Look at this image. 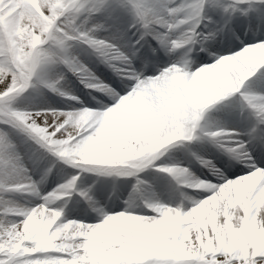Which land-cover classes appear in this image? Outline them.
<instances>
[{
  "label": "bare ground",
  "instance_id": "1",
  "mask_svg": "<svg viewBox=\"0 0 264 264\" xmlns=\"http://www.w3.org/2000/svg\"><path fill=\"white\" fill-rule=\"evenodd\" d=\"M65 1L0 0V110L10 117L0 119V238L6 239L0 264H15L18 250L24 259L47 260L33 264L150 256L264 264V14L254 29L249 23L240 43L225 32L204 56L191 53L201 36L211 38L208 16L225 14L239 26L240 12H264V0H123L134 8L126 14L134 25L122 31L129 38L145 34L130 46L139 52L157 40L164 48L150 65L126 52L130 46L113 36L120 32L100 25L85 33L79 26L71 38L59 29L67 14L87 12L90 0ZM56 33L66 41L54 42ZM119 52L130 59H119ZM83 64L113 76L89 77ZM55 67L80 86L81 100L63 92ZM92 92L112 103L91 98ZM76 104L98 109L65 111ZM253 120L260 122L259 135L249 128ZM220 149L231 169L217 157ZM193 155L206 169L196 168ZM41 158L56 168L33 180ZM183 163L190 172L177 166ZM129 178L137 181L132 191ZM143 180L154 188L142 187ZM54 182L59 185L51 189ZM86 182L92 183L83 193L87 201L79 200Z\"/></svg>",
  "mask_w": 264,
  "mask_h": 264
},
{
  "label": "rangeland",
  "instance_id": "2",
  "mask_svg": "<svg viewBox=\"0 0 264 264\" xmlns=\"http://www.w3.org/2000/svg\"><path fill=\"white\" fill-rule=\"evenodd\" d=\"M73 1L74 0H66L65 2L73 5L74 4ZM105 3L106 2L103 1V0H90L89 3H88V6L86 8L87 12L80 13V10H75L76 12H72V13L67 14L65 17H63L60 20L58 28L59 29H63L66 32V34L72 36L71 38H77V36H76L77 27L80 26L79 28L82 29V31H84L85 33H87V32H89V31H86L87 29H94V28L96 29V27L102 25V26H104L105 29L111 30L112 33L114 31L115 32H120L117 35L113 34V36L119 38V41L123 45H126V48L128 46H130V45H132L133 47H134V45H139L141 39L143 38V36H141L143 34V33L141 34V32H143V30L138 32V34H131L132 36L129 38L127 36L126 32H123L122 29H121L122 28L121 26L124 25V24H126L129 27H132L134 25L133 19L131 17H129V15L126 16V14H130L131 11H133V9H134L133 6L129 7V5H126L123 2V0H111L110 2H108V4H105ZM133 5H134V7L138 6L137 3H134ZM183 5H186V4H183ZM183 5L179 4L178 6L183 7ZM172 7L173 6H170L168 8H172ZM73 9H74V7L72 8V10ZM112 11H115V12H112ZM97 13H100L99 16L97 15ZM96 16H97V18L94 19V20H90L88 18V17H96ZM106 18L111 19L115 24L114 23L111 24V25L107 24L106 21H105ZM178 19H181V17H178ZM86 20H88V22H86ZM172 21L173 22L168 21V23H172L173 25L174 24L176 25L175 21L174 20H172ZM137 22H139V21H137ZM110 26H113V28L110 29ZM115 28L118 31L115 30ZM51 35H52V31L50 32V36ZM58 36H60V34L56 33V36L53 38L54 42L66 41V40H62V39L60 40V38H58ZM48 38H50V37H48ZM158 39H161V37L158 38ZM156 42H158V41L155 40V43H153V45L148 49L149 53H156L158 51V49L159 50H163L160 47L159 42L158 43H156ZM257 44H259V42H257ZM245 45L246 44H241L239 46V48L237 49V51L242 50V48ZM62 46H65V45H62ZM115 46H116V44H115ZM132 46H130L126 52H128V53H130V52L138 53L137 47L133 49ZM117 50H121V49H117ZM82 51H84V50H82ZM126 52H121V53L119 52V53H116V55H120L119 59L128 60V59H130V55H126ZM78 54H79V52L75 53L74 56H77ZM99 54H102V53H99ZM114 57H117V56H114ZM54 61H57L56 58H54ZM144 62L146 63V61H144ZM209 62L210 63H208L205 59H201V63H203V65H207L208 66L209 64L212 63V60H210ZM110 64L113 65L111 62H110ZM83 65L88 68V73H90L89 77L96 76L98 78H103L102 71L110 73V70H108L107 68H106V70L104 68H103V70L102 69L97 70V69L92 68L89 65H86V64H83ZM168 65H171V63L168 64ZM113 66H115V65H113ZM113 68L117 69L118 67H113ZM54 71L56 73L55 81L63 83V86H65V88H67V90H65V91L61 90V91L65 92L68 95H71V96L73 95L75 97H78L81 100L82 97L76 94V92H77L76 90L80 86L78 84L74 83L71 80H67V74L64 71H61L58 67H55ZM111 76H113V75L111 74ZM85 81H88V80H84L83 82H85ZM103 84L108 86V88H110V89L113 88V85L111 84V82L104 81ZM90 97L94 98L96 100H100V101L105 102V103L109 102V103H107V105H110V103H112L110 101L106 102V100H104V98L102 96H100V94H98L96 92L90 93ZM95 107L96 108L89 107L88 105L76 104L72 108H68V109L66 108L67 110H65V111H76V110L80 111V110H84V109L85 110L86 109H98L97 106H95ZM60 109L62 110L63 108H60ZM46 110L53 111L55 109L52 108V107H49ZM5 116L7 118H10L7 114H5L3 111L0 110V119H2V118L6 119ZM5 128L8 129L10 127L6 126ZM243 143H242V145H243ZM224 149H226V148H224ZM221 152L223 154H221L220 151H219V152H216L217 153L216 155L219 158L222 157L221 159L224 160V156L226 158V156H228V155L226 154L225 150L221 149ZM180 154L182 155L183 158L185 157V154L182 151H180ZM19 155L21 156V154H19ZM205 156H207V155H205ZM206 159H208V158H206ZM193 160H194L193 163L197 165L196 168H200V167L201 168H205L204 159L195 157V155H193ZM172 166H174V165L172 164ZM177 166L182 167L184 170H186V171L188 170L189 172L191 171L190 168H192V167H190L188 165H185L184 163L180 164V165H177ZM170 172H171V169H170ZM249 174H250L249 171L247 173H238V174L236 173V174H233L232 176H230L229 179L235 180L238 177H240V175L245 176V175H249ZM30 178L33 179L34 177H32L30 175ZM38 178H40V179L42 178V172L39 171V170H38L36 178H34L33 180H36ZM129 179H130L129 182H127V188H130L132 185H136L137 184V181L134 178H129ZM58 183L59 182H54V184H53L51 189H53L54 187H57L59 185ZM143 183H145L146 185H150L151 187L153 186L152 183L147 182L146 180L145 181L143 180ZM91 186H92L91 182H86L84 184V186H82V188H81L82 191H77L76 192L77 193V199L86 200V198L83 196V193L84 192H88V190L91 188ZM189 205L190 204H188V209H186V211L187 210H191L192 211L193 207L189 206ZM148 215L151 216L152 214H148ZM67 221H64V222L66 223ZM4 243H6V239L5 238H0V247ZM7 244H9V243H7ZM13 257L16 259L15 264H33V262L36 259L46 260L45 258H42V256H34V257H29V258L24 259L23 258V250H18V252ZM219 257L225 258L226 254H224L222 252ZM3 258L8 259L9 257L7 256V257H3ZM67 259H71V258H67ZM0 261H2V258H0ZM113 264H206V263H205V261L202 262V260H196L195 258L175 259L174 257H172L170 259H164V258H161V257H158V256H150V257H146V258L125 259L123 261H120L119 263H113Z\"/></svg>",
  "mask_w": 264,
  "mask_h": 264
}]
</instances>
